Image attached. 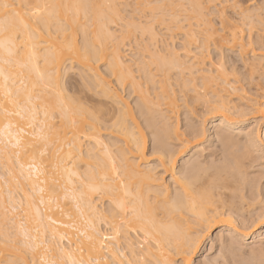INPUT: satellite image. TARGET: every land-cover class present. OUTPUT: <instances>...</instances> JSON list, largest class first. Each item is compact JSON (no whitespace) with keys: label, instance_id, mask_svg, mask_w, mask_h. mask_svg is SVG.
<instances>
[{"label":"bare ground","instance_id":"bare-ground-1","mask_svg":"<svg viewBox=\"0 0 264 264\" xmlns=\"http://www.w3.org/2000/svg\"><path fill=\"white\" fill-rule=\"evenodd\" d=\"M168 1L139 2L141 10L146 8L150 13V19L146 21L147 26L146 23L140 25L141 22L139 20L137 22L135 17L131 16L130 19L128 17L131 21L127 20V25L124 24L128 29L122 31L123 35L118 38L112 30L111 23L119 16V0H0V168L4 175V181L0 180L2 209L0 214L1 216L12 214L7 216L6 223L10 224H6L7 226L2 224L1 227L3 230L10 227V232H14L11 233L13 237L20 236L19 240L13 241L17 240L23 246L20 248L22 254L20 250H16L17 254L9 252L12 250L9 247L13 244H6L10 238L7 234L9 238L0 239V244L2 243L0 248L6 254L14 253L15 255L10 254L13 258L17 255L20 264H28L26 253L27 256H31L30 260L40 259L35 264H60L62 259H66L67 252H71L75 260H83L84 264H96V261L108 264L117 248L125 257L131 258L133 250L137 253L141 251L142 243L145 245L143 251L148 253L152 264H171L175 257L183 258L182 253L187 249L186 236H192L188 231L191 220L196 219V223L204 226L207 219L214 218L213 228L220 223L232 227V223L235 222L231 219L232 216L230 217L232 210L237 206L239 209L243 205L247 207L244 202L240 208L242 202L239 205L237 201V205L230 201L233 195H227L228 200L224 201L222 196L224 192L219 191L222 187H218L221 183L219 177L227 175L229 178H236L235 170L238 168V171L240 170L242 161L249 158L255 142L261 138L257 132L258 124L255 125L253 122L251 126L242 127L241 121L229 119L227 112L231 107L222 100L220 91L225 89L223 83L229 84L225 75L227 66L230 72L233 68H230L231 65H225L226 56L223 49L237 48L242 59L244 51L250 49L249 45H252L250 51L255 52L253 46L256 45V40L253 37L258 39L260 33L253 34L247 26L250 33L245 35L242 27L245 23L243 25L241 23L246 22L244 18L248 22L251 13H247L243 3L230 5L231 8L239 10L242 17L240 23L234 22V19H230L224 9H221L217 11L220 23V28H217L207 18V13L203 12L204 4L200 0H176L177 2L171 0L166 3ZM184 2L188 5L184 10L185 18L189 20L186 24L179 23L177 12L180 11L179 8L182 9L179 6ZM210 2H218L223 8L229 6L228 0H208L205 4ZM5 4L10 7L4 8ZM36 4H55L59 7L48 9L51 15L45 13L46 24H37L30 15L34 9L24 7ZM13 12L19 15L15 16ZM247 22L245 25L251 28V19L248 24ZM251 23L253 25V22ZM154 24H166L163 26L164 31L182 34L183 46L180 48L183 52L178 55L177 51L171 50L172 53L169 51L175 55L174 57L171 55L173 58L167 55L169 60L152 50L150 54L152 58L148 55L149 59L154 60L153 56H157L158 59L156 57L155 59L159 61L156 62L164 70L163 73L172 68L179 73L186 71L192 77V81L196 77L200 78V87L212 88L211 91L214 89L213 95L220 101L218 106L215 105L220 117L213 123L214 130L216 129L214 137L216 141L221 142L226 155L223 154L225 158L217 162L218 165L210 161L215 165L205 164L211 167L203 168L198 162L199 158L196 159L189 154L190 156L182 163L185 168L177 172L176 159H165L164 150L167 148L165 143L168 142L165 140L164 143L163 137H166L164 136L166 132L160 128L161 124L160 127H155L153 125L155 121L152 119L156 113L162 118V110L174 109L173 101H170L172 91L169 89L171 91L169 95L166 89L168 84L165 85L166 78L163 79L164 82L161 81L163 85L158 86L159 91L154 92L156 94H153L154 97L146 91L147 88L142 91L144 89L140 88L138 80H135L136 75L130 70L131 66L127 65L122 52L124 39L127 37L129 39L136 29L147 31L150 37L148 39L155 40L159 33ZM201 26H204L203 30L206 32L207 45L210 41L214 49L217 48L216 52L222 50L214 59L207 57L206 52L203 53L205 51L203 49L208 48L207 45L200 43L195 45V30ZM77 33L80 34V39L78 38L80 41L77 39ZM200 45L205 46L203 48L201 46V52ZM257 52H255L257 59L242 62L243 66L245 63L248 64L247 70L251 74L259 70L261 63L258 58L260 53ZM177 55L178 59L175 58ZM151 60H147L146 64ZM99 61L105 62L107 69H110V73L114 74L121 84L124 81L130 86L139 87L140 98L137 97L140 102L137 99L136 103H139L137 110L144 116L146 124L150 128L154 127L153 141L157 145V151L154 152L152 149L150 154L158 156L159 165L178 187V190L174 188V191L171 190L173 193L169 191V184L154 173L155 167L148 164L145 135L135 120L131 107L123 98L121 99L118 90L99 73L97 68ZM74 64L80 67L77 68L80 69L78 74L80 80L82 79L80 84H84L83 87L88 88L87 90L96 89L102 99L100 102L97 100L92 106L93 111H89V107L81 104L78 96L75 99L65 92L62 77L68 69L75 68ZM205 64L207 67L204 68ZM143 66L147 65L143 63L141 67ZM150 77L147 81L152 82L153 78ZM143 78L146 80V76ZM137 87L133 86L135 91ZM165 99L167 101L161 102ZM103 100L107 105L103 104ZM162 103L165 105L164 108L161 107ZM111 104H118V107L115 106L117 110L114 114L112 109L114 106ZM108 105L112 107L111 115L113 114L109 118L106 117L110 109H107ZM256 111L264 118L263 107L257 106ZM107 115H110L109 111ZM102 129L108 130L112 136L117 135V138H121L125 147L116 148L119 150V153L115 152L119 154L118 156L113 153L114 150L112 151L113 145H109L110 142L105 143L100 137ZM231 130L233 133L236 132L235 135L230 133ZM237 135L245 139L244 142L242 139V145L239 144L241 146L236 142L237 139H234ZM197 147L199 148L196 150L202 146ZM208 168L210 171V168H213L212 177L218 176L220 179L219 181L213 178V182L218 181L219 184L212 183L210 179L209 185V179L201 176L199 172L203 174ZM199 177L206 179L204 181L208 180V185L206 182L204 185L202 181V186L201 183L197 186L195 183ZM236 189L239 190V187ZM251 190H246L244 195L246 198L242 192L240 196L252 200ZM234 195L237 197L238 194ZM255 199L259 201V196H255ZM101 202L108 207L106 210L102 208ZM233 203L236 207H233ZM40 204L43 205L41 207H45L44 210ZM246 204L250 206L248 202ZM239 209L236 208L235 211ZM19 211L24 214L23 218L26 220L25 223L22 221L23 224L20 218L16 219ZM190 215L194 218L189 221ZM100 220L107 226L105 230L98 227ZM6 231H3L5 232L3 235H6ZM195 232L192 233L196 235ZM105 237L111 239L106 240ZM258 239L259 236L253 237V240ZM6 257L2 256L7 260L8 256ZM10 258L12 259L11 256ZM254 258L259 259V255Z\"/></svg>","mask_w":264,"mask_h":264},{"label":"rangeland","instance_id":"rangeland-1","mask_svg":"<svg viewBox=\"0 0 264 264\" xmlns=\"http://www.w3.org/2000/svg\"><path fill=\"white\" fill-rule=\"evenodd\" d=\"M141 1H143V0H119V4H118V8L120 10L119 16L117 18H114V21L111 23L112 30L115 31V34H117L116 36H118V38L123 35L121 33L122 31H124V30L126 31L128 29L127 26L125 27V25H127V22L131 21V20H128V17H129V19L131 16L133 18L135 17L136 21L139 20L141 22L140 25H142L143 23H146V21L150 19L149 11H147L146 8H144L143 10H141V8H140L141 6L139 5V2H141ZM170 1L171 0H169L166 3H169ZM173 1L177 2L176 0H173ZM207 1L208 0H202V1L200 0V2L202 4H204V5L201 4L203 6L202 9H204L203 12L205 11L207 13L206 14L204 12L206 14L207 18L210 19V22L212 23V25H214L215 27L220 28V23H219L218 15H217L219 12L217 13V11H220L221 9H224L227 16L229 15L230 19L231 18H232V20L234 19L233 20L234 22L237 21V23H240L239 21L242 20V17L240 16L239 10L236 8H233V7L231 8L230 5H233L234 3H237V4L243 3L244 8L247 9V13L248 14L251 13L249 15L250 17L249 16H248L249 18L247 17L248 20L250 21V19H251V22H253V25L250 22V24H251V28H250L249 25H245L247 22V19L244 18L246 22H242L241 24L243 25L245 23L242 26V27H244L243 29H244L245 35H248L250 32H253V34L260 33L261 18L259 16V11H258L260 0H228V4L230 7L227 6V8H223L222 5L218 4V2H210V3L205 4V2H207ZM253 2H255L257 4L256 9H251L249 7V5H251ZM14 3H15V1H14ZM184 3L182 6H179V7H182L183 10L181 8L177 7L180 9V11H177L179 13V16H178V19H180L179 23H182V24H186L189 21V20H186V18H185V12L186 11L184 12L185 8H188V5H186L187 4L186 2H184ZM244 19H243V21H244ZM139 21H137V22H139ZM249 21L247 22V24L249 23ZM166 24H154V26L156 27L155 29L158 30V33H159L155 40L148 39L150 37L147 34V31H143V30L141 31V29L134 30L136 32H133L132 36H129V39H128V37H127V39L125 38L126 40L124 39L125 45H124V48L122 51L124 54V58L126 59L127 65L131 66V67H129L130 70L133 72L134 75L137 76V77L135 76V80H138V82H137L138 85H141L140 88L144 89V90H142V89L141 90L145 91V89L147 88L146 91H148V93H150L151 96H153L154 92H156L158 90V86L163 85V83L161 81L164 82L165 80H167V82H165V85L168 84V86L166 85V87H167L166 89H168L167 92L169 95L172 91V93L170 95V97L172 96V98L170 99V101L171 100L173 101L172 105L174 107H172V108H174V109H171V111L166 110V109L164 111L162 110V115L165 117V118H163V116H162L163 119L161 117H159L160 114L158 115L156 113L155 118L153 116V118L155 120L152 119V121H155V123L153 124L155 127H160L162 125V127H160V128L165 130L164 133L165 132L166 133H165V135L164 134L163 135L166 137H163V141H164V143L166 141L168 142V143H165V145H166L165 147H167V144H170L173 142V137H175V139L177 141L183 140L184 145L186 144L184 147V150L180 151V154H179V150H178V154L175 157V159H176V164H175L176 165V171L178 172L181 169L185 168L182 165V163L184 162V159L189 157L190 155H192V157H194L196 159L199 158L198 162L201 163L200 166L203 168H205V166L209 167L210 165H215V164L218 165L219 161L220 160L222 161L225 158L224 155H226V152L224 150V147H221V146H223L221 144V142L219 143L218 141H216V139H215L216 137H214V131H216V129L214 130L213 123L217 122V119L220 117L218 112L216 111V107L218 106L217 104H219L220 101L216 98L215 95H213L214 93L212 91H214V89L211 91L212 88L211 89H204L203 87H200L201 79L196 77L192 81V79H191L192 77L189 76V74L186 71H184V73L180 72L181 73L180 74L177 70L171 68L169 70L167 69L168 71H165V73H163L164 70L161 69L162 67L160 68L159 63H157L159 61V60H156V59H158L157 56H153L154 60L153 59L151 60L152 57L150 56V54H152V50L154 51V53L158 52L159 55L161 54V56L164 55L166 59H169V56H171V55L173 57L175 56L173 54H170L171 50L177 51L178 55L182 54V52H183V49L181 50V48L183 46V44H182L183 43V35L178 33V32L175 33V31L174 32L171 31V34H170V31H164L163 26H165ZM145 25L147 26V23ZM247 26L249 29H251V31L249 30L250 32L248 31ZM252 26H254V27H252ZM203 27L204 26H201L197 30H195V32H196V44L195 45H199V43L203 44V45H207V42H205V33L206 32H205V30H203ZM121 28H122V30H121ZM196 28L197 27H195V29ZM78 33H80V32H78ZM78 33H77V39L78 38L80 39V34H78ZM79 39H78V41H80ZM150 40H152V41H150ZM212 44H213L212 42L208 41L209 46L208 45L206 46V48L207 47L208 48L203 49V50H205V51H203V53L206 52L205 54H208L206 56L209 58L211 57L210 59L216 58L218 56L219 51H222V50H218V52H216L217 48L214 49ZM203 45H200V48H201V46H202V48L205 47ZM146 46L148 49L146 48ZM192 46H194V45H192ZM202 48L200 49V52L202 51ZM253 48L255 49V52L258 51L257 53H260V49L258 47H256V45H254ZM195 50H197V48ZM147 52H149V54ZM244 52L245 53L243 54V57H247V56H249L250 49L245 50ZM205 54H203V55H205ZM223 54H224V56H226L225 57V59H226L225 65L226 66L231 65L230 66L231 69L233 67L235 69H237V72H235V73L232 72L233 70H231V72H230L228 70L229 66H227V70H226L227 74H225V75L227 77V81L229 84L226 85L223 83V86L225 85V89L224 88L223 89L226 91H224L223 89H222V91H220V94L222 96L221 97L222 100L227 102L229 107H231V109H229V111L227 112L229 119L231 121L232 120L233 121H236V120L241 121L240 124L242 125V127L251 126V124L253 125V122L255 125L258 124L257 125V132L259 133L260 137L262 138V136H264V129L261 128V123L264 122V118L261 115H259L256 111L257 106H261L264 108V82H262L261 67L259 65V70H257L256 72H253L252 74L249 73V71L247 70L246 78L240 79L239 78V70L243 69L244 66H243L242 62H238L239 60H242V59L238 55L237 48L233 49V50L228 49V48H224ZM148 55L151 57L150 59H149ZM167 55H169V56H167ZM178 55L175 58L178 59ZM155 57H156V59H155ZM143 58H146V59L148 58L147 60H151V62L146 64L147 60L143 59ZM141 59L143 61L144 60H146V61L143 62ZM181 59H184V57L183 58L181 57ZM185 59H187V58H185ZM142 62L145 65H147V66H143L144 69H143V67H141L143 65ZM153 62L157 63L158 65L154 64ZM75 65L76 64H74V66ZM156 65L159 67V69H157L158 67ZM76 66H75V68H73L71 70L68 69L69 71L66 69L67 72L62 77V80H63L62 82L65 84V88H66L65 92L69 96H71L72 98L75 97V99H76L79 97V101H82L81 104L83 103L84 106L86 105L87 107H89L90 108L89 111L90 110L93 111L92 106L95 105L97 100L100 102V100H102V99L100 96H98L99 94H97L96 89L95 90L92 89L93 91L91 89L87 90L88 88L86 89V87H83L84 84L83 85L80 84V83H82V79L80 80V76H79L80 74H78V71L80 69H77L80 67H76ZM97 66H98L97 68H98L99 73L111 85H113L118 90L121 99L123 98L125 100V102L128 103V105L131 107L134 118L137 121V123L139 124V126L141 127V129L145 135V145H146L145 151L147 153V157H149L148 158V161H149L148 164L151 166L153 165V167H155L154 173L156 175L158 174L167 185L169 184L168 185L169 191H171V190L174 191V189L178 190V187L171 181L170 175L166 174V172H164V170L162 169L161 165H159L160 162L158 161V159H159L158 156L150 154L152 151V145L156 144L155 141H153V139L155 140L154 129H153L154 127L150 128L149 125L146 124V121L144 120V116H142L141 114L138 113L139 112L138 111L139 110V108H138L139 103L137 104L136 102H137L138 97L140 98V96H139L140 94H138V91L140 92V89L138 90L139 87H137V85L136 86L135 85L130 86L128 84V82L124 83V81H123V84H121L122 82L117 81L114 74L110 73L111 72V71H109L110 69L109 68L107 69V67H106L107 65H105V62L103 63V62L99 61ZM205 67H207L206 64H205L204 68ZM163 68L165 69V66H163ZM143 72H144V74H143ZM145 72H147V73L149 72L148 73L149 75ZM176 72H178V73H176ZM145 74H147V75H145ZM138 75H139V77H138ZM143 75L146 76V80L143 78V77H145ZM150 75L153 76L152 77L153 79L150 77ZM148 76L152 79V82H149V80L147 81V79L149 78ZM163 79H165V80H163ZM187 80L188 81L190 80L192 82H190V81L188 82ZM139 82L141 84H139ZM133 86L137 87V91H135L136 89H134ZM194 86H195V88H194ZM223 86L221 85V88ZM231 86H232V88H231ZM169 89L171 91H169ZM154 95H156V94H154ZM165 101H167V99H165L161 102L164 103ZM138 102H140L139 99H138ZM104 103H106V101H104L103 104ZM163 103L161 105L162 108L165 107V105H163ZM78 104H80V103H78ZM119 104L121 105V103H119ZM106 105H107V103H106ZM109 105H108V108H107V106H105V107L107 109H109L111 107V106L109 107ZM215 105H217V106H215ZM112 106H114L113 108L111 107L113 109V114H114V113H116L115 111L117 110L116 107H118V104H116V105L114 104ZM111 108L108 110L110 115H107L108 111L106 114V117H108V118L113 115V114L111 115ZM190 113H195V120L200 122L202 124L203 129H204L203 135H201L199 137H188L187 132L185 131L186 128H191L194 126L193 117L190 115ZM160 119H162L163 121ZM165 120H167V121H165ZM163 124L166 126L167 130H166L165 126H163ZM162 129H160V130H162ZM105 130L106 129L101 130L102 133L100 134V137L103 138L105 143L107 142V144H109V142H110L109 145H113V146H111L112 151L114 150L113 153H115L118 148L124 149L125 145L121 141V138H119V137L117 138V135L112 136L113 134H111L108 130L107 131H105ZM233 130L235 131L236 129H233ZM233 130H231L230 133H232V135H235L236 132L233 133L234 132ZM167 132L169 134H167ZM237 136H235L236 138H234V139L235 140L237 139L236 142L239 145V144H241L242 139H243V142L245 139L241 135H237ZM238 139H240V141ZM85 143L87 144V142H85ZM85 143H84V146L86 147ZM111 143H113V144H111ZM88 145L89 144H87V146ZM199 145H201L203 147V149L201 147V149L196 150V148H199V147H197ZM241 145H239V146H241ZM115 155L118 156L119 154L115 153ZM210 161L212 163H215V164H212ZM242 162H243L242 163L243 165L241 166L242 168L240 167V170H239L240 172L238 171L239 168L238 169L236 168L237 171L235 170V177L236 178H234V177L229 178V177H227V175H225V177H224V175L223 176L221 175L222 177H219V178H221V181H220L218 176L212 177V175L214 176V174H212V172H214V171H212L213 168H210L212 172L209 170V168L206 169V171L203 172V174H202V172H199L201 174V176L203 175L202 177L209 179V185H211L210 179H212L211 180L212 183L216 182L217 184H219L221 182L218 187L219 188L222 187V189L221 188L219 189L218 187L217 188L219 189V191L221 190L222 193L224 192L223 193L224 195H222V196H224V201L226 199L228 200V197L233 195L232 198L230 197L231 198L230 201H234L236 204H237V201H239L238 204L240 202H242V203H240L241 205L239 204L240 208H241L243 202L245 205H247V207L243 205L241 208L242 210H241V209H239L238 206L237 207L235 206V203H233L234 206L233 205L232 206L239 209V211H235L236 208H235V210L234 209L232 210L230 217L232 216L231 219H233V221H236V219L238 218V216L234 215V213H238L239 217H243L246 209L254 208L256 212L260 211V209L258 208L259 209L258 210L254 204H253L254 206L251 205L252 203L250 204L251 198L245 199L247 196H244L246 194V190L252 189L251 191H253V188H250V186L251 187L256 186L257 188L255 187V189H258V191L255 190V192H257L255 196L256 197L259 196L258 200H260V197H261V177H264V168H262L260 165V157L258 154L254 155L253 153H251L249 158H245ZM205 164H210V165H205ZM187 166L189 167V165H187ZM209 171H210V173H208ZM238 174L240 176L237 177L236 175H238ZM202 177L198 178V180L199 179H201V180H199V181L197 180L195 183L196 185L201 183V186H202V181H203V183L204 182L207 183L208 180L204 181L206 179H204ZM239 177H241V179ZM213 178L214 179L216 178L217 180L219 179L220 182H218V181L213 182ZM243 178L245 181L244 180L242 181ZM0 180H1V182L4 181V175H2L1 168H0ZM246 181L248 182V184ZM249 181H251V182H249ZM250 183H252L253 185ZM254 183H255V185H254ZM221 184H223V185H221ZM204 185H206V184L204 183ZM207 185H208V183H207ZM197 186L195 188H197ZM238 187H239L240 191L238 189H236ZM177 190H175V191H177ZM173 191H171V192L173 193ZM241 192H242L243 196L245 197L244 198L242 196L243 199L240 196ZM235 193L238 194L237 197H236V195H234ZM257 194H258V196H257ZM227 195H229V196H227ZM19 196L21 197L22 195L19 194ZM239 198L242 200L240 201ZM20 199H22V198H20ZM220 200H223V199H220ZM255 200H257V199H255ZM247 202L249 203L250 206H248V204H246ZM101 204H102V208H105V210L108 208L104 202L103 203L101 202ZM41 206H43V205L40 204V207ZM41 208L43 210L45 209V207H41ZM0 210H2V209L0 208ZM3 212H4V210H3ZM17 212H18V210H17ZM0 213H1V211H0ZM6 215L8 216V215H12V214H6ZM3 216L4 215L1 216V214H0V230H2V232H0L1 233L0 239L10 237L8 240L10 243L8 241H6L7 242L6 244L7 245L8 244H10V245L15 244L14 247H16L17 249L14 248L13 245H11L12 247L10 246L11 248L9 247V249H12V250H9V252L12 251V252H16V254H17L18 251H16V250H20L19 252H21L20 248H23V246L17 241V240H19L18 238H20V236L14 235L15 237H13L12 235L14 234V232H10V230H9L10 227H9V229H6L8 227L5 228L7 231L3 230L4 228L1 227L2 224H3V226H5L6 224H10V223H6V222H8L7 216H4L7 220ZM23 217H24V214L22 212H20L16 219L20 218V221L23 224V222L25 223V221H26L25 218H23ZM188 218H189L188 220L190 221V219L191 218L193 219L194 217L192 215H190ZM194 220H191L190 225L187 221L189 228H190V229H188V231L190 232L191 235H194L192 232H195L198 228L202 227V225L200 223H199L200 225L198 223H196V219H194ZM100 221L98 223V227H100V229L103 228V230H105L107 228V226L105 224H102V220H100ZM226 225L227 224H224V223L217 224L216 226H214V228L210 229L209 232H210V234L229 236L230 230L232 227H230L229 225H227V226ZM3 231H6V235L5 234L3 235V233H5ZM11 231H13V230H11ZM11 233H13V234H11ZM195 233H197L196 235H198V233H199V236L201 237V239H200L199 247L197 248V250L194 253V258L198 257L199 260L210 259L211 261H216L217 259L224 261V260H228L229 257L233 258V260L238 258V256L236 254L234 255V253H232L227 248L225 249V252H227V255L222 253L219 248H216L215 254H213L212 245H213L214 241L211 240L210 238H206L204 236V234L201 232L196 231ZM7 234L9 235V237ZM15 239H17L16 242L13 241ZM5 240H7V239H5ZM12 241H13V243H12ZM18 247H19V249H18ZM14 249H15V251H13ZM205 249H207V251H205ZM0 250H1V248H0ZM1 252H3V251L1 250ZM201 253H203V255H201ZM8 254H12V253H8ZM21 254H22V252H21ZM12 255H10L12 257V259L15 258L17 261H19V259L16 258L17 255L14 256V258ZM25 255H26L25 258L28 259L27 260L28 264H30V263L35 264L36 261L40 260V259L36 260V258H34V257H33L34 258L33 260H30V259H32V258H30L31 256H29V255L27 256V253ZM3 257H6V256H3ZM1 258H2V256L0 257V259ZM2 259H4V258H2ZM176 259H180V258L175 257L174 260H176Z\"/></svg>","mask_w":264,"mask_h":264},{"label":"snow or ice","instance_id":"snow-or-ice-1","mask_svg":"<svg viewBox=\"0 0 264 264\" xmlns=\"http://www.w3.org/2000/svg\"><path fill=\"white\" fill-rule=\"evenodd\" d=\"M4 8H9L10 6L5 4ZM13 8L15 6H12ZM27 8H33L34 11L30 13V15L35 19L37 24H46L45 13H48L50 16L51 13L48 12V9H56L59 7L58 5L52 4H36V5H24ZM203 7V6H202ZM251 9H256L257 4L253 2L249 5ZM259 16L261 18L260 24V35L258 39L253 37L256 40V47L260 49V56L258 57L260 60L261 67V77L262 82H264V0H260L259 2ZM13 15L18 16L19 13L13 12ZM249 48H252V45H249ZM249 59L255 60L257 56L254 51H250L249 56L242 57V60L238 62L248 61ZM247 67L248 64H244V68L239 70V78L244 79L247 76ZM233 72H237V69L233 67ZM193 117L194 126L191 128H186L188 137H199L203 135L204 129L202 124L195 120V113H190ZM261 128L264 129V122L261 123ZM19 141H17V145ZM184 142L183 140L177 141L175 137H173V142L167 145V149L164 150L165 159L174 160L178 151L184 150ZM153 151H157V145H152ZM170 152V156H169ZM253 154L259 155L260 157V165L264 168V136L258 139L253 146ZM251 203L258 207L260 211L257 213L254 208L246 209L243 217H239L238 213H234L238 218L235 223H232V228L230 230L229 236L224 235H215L210 234L209 230L213 228V219H207L206 225L197 229V232H201L204 234L206 238H210L214 241L212 245L213 254H215L216 248H219L220 251L227 255L225 249H229L232 253L238 256L237 259L233 260L229 257L228 260H219L211 261L208 260H199L198 257L194 258V253L196 248L200 244L201 237L199 235L186 236L187 249L182 253L181 259H176L171 262V264H264V177H261V197L257 202L255 200V187L253 186L252 191V200ZM231 223V221H228ZM259 236L258 240H253V237ZM105 239H111L109 237H105ZM144 244H140L141 251L137 253L135 250L131 252V258H127L124 256L123 252L119 251L117 248L116 253L108 261V264H152V260L148 258V253L144 252ZM82 250V249H81ZM207 251V249H205ZM259 255V259H255L254 257ZM8 256L7 260L0 259V264H20V262L15 261L10 258V254L0 252V256ZM180 255V253H178ZM203 255V253H201ZM60 264H84L83 260L77 261L74 259L71 252L66 253V259H62ZM96 264H100L99 261H96Z\"/></svg>","mask_w":264,"mask_h":264}]
</instances>
